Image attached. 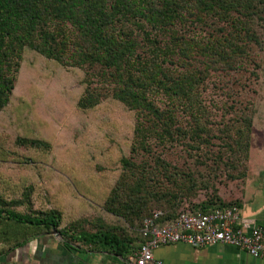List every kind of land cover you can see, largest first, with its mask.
Listing matches in <instances>:
<instances>
[{
  "label": "trees",
  "instance_id": "16d2710c",
  "mask_svg": "<svg viewBox=\"0 0 264 264\" xmlns=\"http://www.w3.org/2000/svg\"><path fill=\"white\" fill-rule=\"evenodd\" d=\"M263 51L264 0H0V113L10 104L25 53L33 52L80 73L78 111L87 113L108 101L132 119L103 206L128 228L72 234L59 209L35 206L28 187L12 202L24 206V213L0 198V253L52 230L65 245L120 255L129 250L124 233H138L135 253L143 242L142 222L155 212L163 225L183 212L237 207V201L213 196L177 212L181 199L199 189L196 176L204 175L196 167L214 175L224 167L229 180L244 176L254 98L250 81L235 76L248 67L254 73L259 65L252 56ZM17 143L48 147L36 139ZM177 149L195 158L192 166L180 169L167 160ZM156 150L166 158H153ZM135 220L137 227L130 225Z\"/></svg>",
  "mask_w": 264,
  "mask_h": 264
},
{
  "label": "rangeland",
  "instance_id": "374dc122",
  "mask_svg": "<svg viewBox=\"0 0 264 264\" xmlns=\"http://www.w3.org/2000/svg\"><path fill=\"white\" fill-rule=\"evenodd\" d=\"M252 58L259 68L250 74L252 67H248L247 72L235 76L251 82L249 94L254 98L245 174L229 180L224 167L216 175L196 167L204 175L196 176L199 189L192 197L181 199L177 212L213 196L224 202L236 201L243 183L258 168L254 154L264 147V51ZM79 80L77 70L57 66L33 52L25 53L10 104L0 113V198L12 210L24 213V206L17 207L12 202L22 199L25 190L32 187L35 206L59 209L63 226L72 234L94 232L100 227L120 233L129 225L105 212L103 206L118 174L119 149L125 151L130 138L131 115L108 101L96 110L78 111L76 101L82 92ZM19 139L41 140L48 147L36 149L17 143ZM156 151L153 158L167 157L180 169L186 164L192 166L195 160L178 149L166 157L162 156L164 152ZM73 182L78 189H72ZM65 183L70 186L66 188ZM130 225L137 227L139 220Z\"/></svg>",
  "mask_w": 264,
  "mask_h": 264
},
{
  "label": "crops",
  "instance_id": "0c3cea01",
  "mask_svg": "<svg viewBox=\"0 0 264 264\" xmlns=\"http://www.w3.org/2000/svg\"><path fill=\"white\" fill-rule=\"evenodd\" d=\"M254 155L258 168L243 183L236 201L240 217L264 228V147ZM124 234L129 250L122 255L101 247L65 245L59 234L45 233L5 248L0 264H133L134 245L140 243V237L130 231ZM153 259L149 264H264L232 246L192 248L182 243L159 246L153 251Z\"/></svg>",
  "mask_w": 264,
  "mask_h": 264
},
{
  "label": "built area",
  "instance_id": "2783aa9c",
  "mask_svg": "<svg viewBox=\"0 0 264 264\" xmlns=\"http://www.w3.org/2000/svg\"><path fill=\"white\" fill-rule=\"evenodd\" d=\"M160 212L145 218L139 230L143 242L134 253L133 264L154 261L159 246L182 243L192 248L232 246L264 261V228L239 216L232 206L209 212H183L168 224H159Z\"/></svg>",
  "mask_w": 264,
  "mask_h": 264
},
{
  "label": "water",
  "instance_id": "95a60500",
  "mask_svg": "<svg viewBox=\"0 0 264 264\" xmlns=\"http://www.w3.org/2000/svg\"><path fill=\"white\" fill-rule=\"evenodd\" d=\"M51 233H52L53 235H58L57 232H56L55 230H52Z\"/></svg>",
  "mask_w": 264,
  "mask_h": 264
}]
</instances>
